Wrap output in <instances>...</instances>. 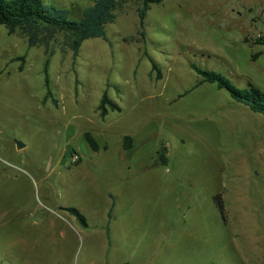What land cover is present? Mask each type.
<instances>
[{
  "label": "rangeland",
  "instance_id": "obj_1",
  "mask_svg": "<svg viewBox=\"0 0 264 264\" xmlns=\"http://www.w3.org/2000/svg\"><path fill=\"white\" fill-rule=\"evenodd\" d=\"M43 2L79 20L95 0ZM142 5L127 0L108 41H86L76 58L64 33L47 50L0 27V264H243L244 227L264 250V198L245 212L227 199L225 218L214 201L241 178L240 163L264 188V117L215 85L192 90L199 68L264 91V0H162L143 30ZM105 95L121 110L102 115ZM94 169L129 179L109 254L79 235L102 223ZM66 208L95 227L85 231Z\"/></svg>",
  "mask_w": 264,
  "mask_h": 264
},
{
  "label": "trees",
  "instance_id": "obj_2",
  "mask_svg": "<svg viewBox=\"0 0 264 264\" xmlns=\"http://www.w3.org/2000/svg\"><path fill=\"white\" fill-rule=\"evenodd\" d=\"M126 2L127 0H95L93 6L84 10L81 19L74 20L68 10L45 4L43 0H0V27H6L12 35L17 32L24 34L30 47L45 46L47 50L57 35L64 33L69 39V47L76 58L86 41L91 39L108 41L106 27L115 23ZM161 3L162 0H143L142 7L138 9L141 30L144 29L145 19L151 5ZM260 45L264 46V42ZM153 68L157 70L156 66ZM196 71L202 80L192 90L203 84L215 85L219 90L227 91L236 103L244 105L253 113L264 117V91L252 84L249 85V89L240 90L219 73L203 71L199 68H196ZM158 79H161L160 75ZM46 84L48 88V79ZM188 93L190 92L185 95ZM106 106H109L113 111L121 110L108 99L107 95L103 96L99 107L103 111L102 115L107 114ZM86 141L94 152L98 151V144L90 134L86 135ZM124 147L127 151L132 149L131 138L125 139ZM159 161L163 165H168V160L163 154L159 156ZM214 201L225 218L226 208L223 196L216 195ZM65 210L75 217L82 227L88 228L87 218L79 210L76 208H66Z\"/></svg>",
  "mask_w": 264,
  "mask_h": 264
},
{
  "label": "crops",
  "instance_id": "obj_3",
  "mask_svg": "<svg viewBox=\"0 0 264 264\" xmlns=\"http://www.w3.org/2000/svg\"><path fill=\"white\" fill-rule=\"evenodd\" d=\"M239 165H241V170L237 173V176L241 178L236 179V181L231 184L230 188H225V191L223 192V199L224 201H226L227 199H229L230 201L233 200L234 202H236V206H239V208H242L243 212H245L246 208L256 206L259 200L261 198H264V188L262 187V184V186L260 185L261 181L258 182L254 179L255 177L258 178L257 175L260 174L258 171L254 170V166L247 162L240 163ZM256 166L258 167L257 164ZM127 167L129 166H126L124 167L125 169H123L122 167H118L115 165L112 169L115 171L124 170L122 174L127 175ZM94 171L97 176V179H95L96 184L94 185L102 186V188L97 192L96 195L98 197V202L95 200L94 204L97 208L94 210V214L95 217L100 215L99 220L102 223L100 227H95L90 223L91 219H87L88 228H82L85 229V231H89V229L95 227V230L90 232H84V230H82L79 235L80 238H82L83 241H87L89 245H95L96 247L101 248L106 254H109L110 249H112L115 244L113 240L115 238L118 240L119 237H121L118 236V234L117 236L114 235V229L115 231L119 229L117 221L115 220V215L117 206H119V204L124 205V203L127 201L123 186H125V181L127 182L129 179H121L120 182H111L110 180L102 177V175H104V173L102 172L103 170L94 169ZM172 173L173 171L169 167V165L166 166V174L169 175ZM220 174L227 175V171L222 170ZM176 182L179 185H183L180 180H176ZM103 184L105 187H103ZM186 184L188 186H193V182H190L189 180H187ZM188 190L191 189L188 187ZM228 190L230 191L229 194L226 192ZM190 206L191 205L189 202H183L182 209H189ZM241 221L243 224H250L256 222L257 220H255L254 217L244 215ZM248 228L251 227H244V229L240 233V238L243 240L240 245V255L242 257L243 264H264V250H260V245L262 243V240H259L260 233L253 232ZM64 236L66 238L65 233Z\"/></svg>",
  "mask_w": 264,
  "mask_h": 264
},
{
  "label": "water",
  "instance_id": "obj_4",
  "mask_svg": "<svg viewBox=\"0 0 264 264\" xmlns=\"http://www.w3.org/2000/svg\"><path fill=\"white\" fill-rule=\"evenodd\" d=\"M16 148L18 151H21L25 148V146L22 143L16 141Z\"/></svg>",
  "mask_w": 264,
  "mask_h": 264
},
{
  "label": "built area",
  "instance_id": "obj_5",
  "mask_svg": "<svg viewBox=\"0 0 264 264\" xmlns=\"http://www.w3.org/2000/svg\"><path fill=\"white\" fill-rule=\"evenodd\" d=\"M80 160L79 156H74L73 161L76 163Z\"/></svg>",
  "mask_w": 264,
  "mask_h": 264
}]
</instances>
